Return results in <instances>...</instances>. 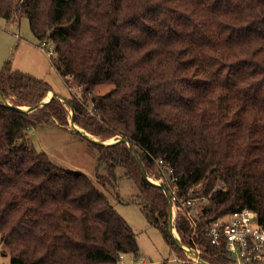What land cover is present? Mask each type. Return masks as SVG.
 <instances>
[{
  "label": "trees",
  "instance_id": "1",
  "mask_svg": "<svg viewBox=\"0 0 264 264\" xmlns=\"http://www.w3.org/2000/svg\"><path fill=\"white\" fill-rule=\"evenodd\" d=\"M0 16H27L41 43H54L69 86L82 89L69 98L78 126L101 141L128 137L149 175L164 158L179 176L180 195L207 197L195 233L183 213L175 227L208 263L232 264L206 224L244 208L264 221V0H0ZM99 84L113 87L96 94ZM0 90L13 105L29 106L52 87L6 61ZM68 117L58 96L29 112L0 96L7 264H118L138 254L135 230L103 188L123 178L135 183L134 200L183 259L169 232L168 198L127 142L81 134L98 152L94 180L28 139L32 126L67 127Z\"/></svg>",
  "mask_w": 264,
  "mask_h": 264
},
{
  "label": "rangeland",
  "instance_id": "2",
  "mask_svg": "<svg viewBox=\"0 0 264 264\" xmlns=\"http://www.w3.org/2000/svg\"><path fill=\"white\" fill-rule=\"evenodd\" d=\"M6 61L10 62L13 69L28 72L47 81L57 96L69 100L73 95L79 97L82 95L80 87L69 86L66 77L59 68L54 43L48 42L42 49V43L34 34L27 16H21L17 20H8L0 16V72ZM112 87L110 84H99L94 92L103 94ZM48 95L50 94L48 93ZM61 100L69 111L68 126L60 127L55 124L38 123L30 128L28 139L37 149L47 152L50 158L61 167L85 172L97 180L98 152L86 138L72 129L70 125L72 110L63 99ZM116 139L117 137L113 136L106 141ZM102 172L108 174L105 168H102ZM159 176L155 167L150 177L158 180ZM199 186L202 185L199 184ZM103 188L110 195L118 212L135 230L139 244L138 254L126 253L123 255V261L118 264H182L184 260L198 263L186 251L181 254L183 259L179 258L176 247L157 226L147 220L140 204L134 200L138 188L132 180L123 178L113 185ZM180 213L176 210L174 212V226ZM175 234L181 237L176 227ZM194 247L199 249V254H201L200 245L196 244ZM9 258V250L0 241V264H7ZM254 264H264V262Z\"/></svg>",
  "mask_w": 264,
  "mask_h": 264
},
{
  "label": "built area",
  "instance_id": "3",
  "mask_svg": "<svg viewBox=\"0 0 264 264\" xmlns=\"http://www.w3.org/2000/svg\"><path fill=\"white\" fill-rule=\"evenodd\" d=\"M45 44L42 42V49ZM156 168L160 176L158 180L152 179L165 184L172 197L174 212L176 210L183 213L190 223L192 234L195 233L198 225L203 222L202 215L207 197L180 195L179 176L175 173L174 166L164 158L156 160ZM206 227L210 241L215 245L224 246L232 264L264 262V221L259 218L256 211L249 208L234 210L212 220ZM187 246L200 253L199 249ZM120 261H123V255Z\"/></svg>",
  "mask_w": 264,
  "mask_h": 264
},
{
  "label": "water",
  "instance_id": "4",
  "mask_svg": "<svg viewBox=\"0 0 264 264\" xmlns=\"http://www.w3.org/2000/svg\"><path fill=\"white\" fill-rule=\"evenodd\" d=\"M0 96L2 98V100L10 105V106H13L15 109L19 110V111H23V112H29V111H32L34 109H36L37 107L39 106H42L44 104H46L47 102H49L53 97L57 96L56 93H53L51 96H49L48 98L46 97L44 100H42L40 103H36V104H32V105H29V106H22V105H13L11 102H9L8 99L5 98V96L3 95V93L1 92L0 90ZM60 97L61 99H63L71 108L72 110V116H71V119H70V125L72 127L73 130L77 131L78 133L86 136L88 139L90 140H94L96 142H100L102 144H110V143H114V142H118V141H125L128 143L131 151L133 152V154L136 156L137 158V161L140 165V168L142 170V173L144 174V176L149 179L150 181H152L153 183L159 185L165 192L167 198H168V201H169V204H170V212H169V232L171 234V236L174 238V241L180 246L183 248L184 251H186V253L188 255H190L191 257L197 259L201 264H210L208 263L206 260H204L198 253L197 251L194 249V248H190L188 247L186 244H184L180 237L177 236L175 234V226H174V223H173V220H174V210H173V202H172V197L171 195L169 194V192L167 191L166 189V186L164 183H158V182H155L148 174L146 168H145V165L143 163V161L141 160V158L139 157L138 153L136 152V149L135 147L133 146L131 140L128 138V137H125V136H121L119 137L118 139L114 140V141H101L99 140L98 138L94 137L92 134H90L89 132H86L82 127L78 126L76 123H75V119H74V115H75V109L74 107L70 104V101L69 100H66L65 98L61 97V96H58Z\"/></svg>",
  "mask_w": 264,
  "mask_h": 264
},
{
  "label": "crops",
  "instance_id": "5",
  "mask_svg": "<svg viewBox=\"0 0 264 264\" xmlns=\"http://www.w3.org/2000/svg\"><path fill=\"white\" fill-rule=\"evenodd\" d=\"M15 20H16V19H15ZM49 93H50V96H51V95L53 94V91H50Z\"/></svg>",
  "mask_w": 264,
  "mask_h": 264
},
{
  "label": "bare ground",
  "instance_id": "6",
  "mask_svg": "<svg viewBox=\"0 0 264 264\" xmlns=\"http://www.w3.org/2000/svg\"><path fill=\"white\" fill-rule=\"evenodd\" d=\"M50 94V93H49ZM50 95L47 96V98L49 97Z\"/></svg>",
  "mask_w": 264,
  "mask_h": 264
}]
</instances>
